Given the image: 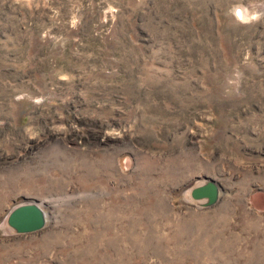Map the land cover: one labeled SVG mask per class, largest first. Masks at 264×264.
<instances>
[{"label": "rangeland", "instance_id": "rangeland-1", "mask_svg": "<svg viewBox=\"0 0 264 264\" xmlns=\"http://www.w3.org/2000/svg\"><path fill=\"white\" fill-rule=\"evenodd\" d=\"M0 264H264V0H0Z\"/></svg>", "mask_w": 264, "mask_h": 264}, {"label": "water", "instance_id": "water-1", "mask_svg": "<svg viewBox=\"0 0 264 264\" xmlns=\"http://www.w3.org/2000/svg\"><path fill=\"white\" fill-rule=\"evenodd\" d=\"M221 191V185L216 180L203 177L200 184L191 188L190 196L195 201H201L203 206H211L219 200ZM46 219L47 213L36 201H24L10 209L7 224L16 233L25 234L43 229Z\"/></svg>", "mask_w": 264, "mask_h": 264}, {"label": "bare ground", "instance_id": "bare-ground-1", "mask_svg": "<svg viewBox=\"0 0 264 264\" xmlns=\"http://www.w3.org/2000/svg\"><path fill=\"white\" fill-rule=\"evenodd\" d=\"M240 12V11H239ZM240 14H241V12H240ZM45 211V210H44ZM48 219V218H47ZM47 219H46V221H47Z\"/></svg>", "mask_w": 264, "mask_h": 264}]
</instances>
